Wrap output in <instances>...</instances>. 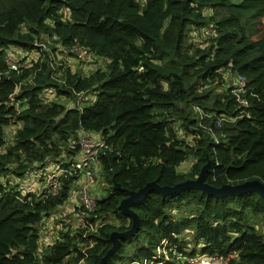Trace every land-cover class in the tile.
<instances>
[{
  "label": "trees",
  "instance_id": "trees-1",
  "mask_svg": "<svg viewBox=\"0 0 264 264\" xmlns=\"http://www.w3.org/2000/svg\"><path fill=\"white\" fill-rule=\"evenodd\" d=\"M263 19L264 0H0V264H100L112 232L133 225L120 208L125 189L172 186L195 179L205 165L204 180L215 187L264 182ZM36 40L58 52L80 42L94 59L79 61L81 68L70 63L60 81ZM34 50L42 51L38 61L8 70V53L26 60ZM226 74L235 75L233 83L219 93ZM237 75L247 78L249 105L232 93ZM20 83L17 97L27 103L16 114L6 102ZM91 94L94 102H82ZM85 131L108 145L94 182L103 176L109 192L89 212L92 228L60 229L41 254V223L80 189L74 178L82 174L64 177L48 197L24 176L45 164L50 172L70 167ZM131 208L139 225L103 264H185L183 254L264 264L257 226H264V195L255 190L153 189ZM256 216L263 220L253 223Z\"/></svg>",
  "mask_w": 264,
  "mask_h": 264
},
{
  "label": "built area",
  "instance_id": "built-area-1",
  "mask_svg": "<svg viewBox=\"0 0 264 264\" xmlns=\"http://www.w3.org/2000/svg\"><path fill=\"white\" fill-rule=\"evenodd\" d=\"M36 45L44 50L50 52L49 64L52 67V76L58 78L61 81L60 72L64 70L70 63V57H75L78 61L91 62L94 59L95 53L91 51L85 44L76 42L71 48H67L64 51H60L61 55H55L53 50L45 42L36 40ZM42 56V51L34 50L32 55L26 59L21 60L15 57L11 53L6 55V62L8 64V70L22 72L28 63L38 61L39 57ZM43 59V58H42ZM41 59V60H42ZM21 90V83L17 84L14 92L10 93L6 105L13 108L16 114L20 113L21 110L26 106L27 99L17 97ZM247 91V78L243 75H237L235 83L232 88V93L236 96L237 100L242 105H249V101L243 97ZM79 100L84 95V92H79ZM207 115L206 112L203 113ZM222 118L218 120V124ZM12 121H17L16 116L12 117ZM79 151L78 157H76L70 164V167L59 166L57 170L49 173L44 178L40 189L45 197L55 195L62 187L63 178L74 176L77 172L86 177V184L79 190V205L82 206L83 210L80 212L81 220L84 221L87 214L94 209L96 205V197L91 193L90 185L95 181L96 176L99 175L102 169L101 153L108 147L104 139L96 138L88 132H83L78 139ZM79 180V177H75L74 181ZM75 191L70 193L69 198H72ZM88 217V216H87ZM89 229L92 228L91 223L88 221ZM86 229L85 237L87 236ZM166 244V243H164ZM185 264H229L233 254L227 256L214 255V256H200V255H189L185 254L180 256Z\"/></svg>",
  "mask_w": 264,
  "mask_h": 264
},
{
  "label": "rangeland",
  "instance_id": "rangeland-1",
  "mask_svg": "<svg viewBox=\"0 0 264 264\" xmlns=\"http://www.w3.org/2000/svg\"><path fill=\"white\" fill-rule=\"evenodd\" d=\"M261 29H264V19L262 20V24L259 26ZM205 34L202 35V38H204ZM55 55H61V53H59L58 51H54ZM71 59V65L73 66L72 69H75L76 66H79V68L82 67L81 63L75 58V57H70ZM226 80L225 81H221L220 85L216 87L217 92L221 93L223 91V87L226 88V86H231V84L233 83V78H234V74H226ZM51 95V93H49L48 97ZM42 96H44V92L42 93ZM96 99V95L91 94L88 95V98H86V100H82V102H87L92 103L94 102ZM59 102L62 103H68V104H72L73 101L68 100V98H61L59 99ZM203 114V112H201ZM9 132L7 133V140L8 142H12L13 141V134L16 130L15 126H10L9 128ZM193 161V157L190 156L188 157L184 162H182L180 164V169L181 170H187L189 169L190 165L192 164ZM53 166V164L51 165ZM49 164H45L44 166H37L35 167L32 171H34L35 173L32 174H26L24 177L26 178L25 183L28 184V186L30 188L35 187L36 192L39 193L40 190V186L44 180V178L46 177V175L44 176V178L39 180V176L42 173H49ZM22 177L19 180V184L22 186L23 184V178ZM29 177V178H27ZM100 177V176H99ZM98 177V178H99ZM86 177L85 175H80L79 178V182H78V187L81 188L86 184ZM41 181V182H40ZM110 189V184L105 180V178H103V176H101L96 182H93L90 186V191L91 193L97 198V199H101L104 198ZM80 190V189H79ZM79 190L74 192V195L72 198H69L67 200V202H65L62 206H60L58 209L53 210V212L44 220L43 223H41L40 225V229H41V243H40V252L41 254L43 252H47L49 250V246L50 244L54 241V239H56V237H58L59 235V231L60 229L66 230L68 225H70L73 228H75L77 226V224L79 225H88V218L87 216L89 215V213L87 214L86 218L84 219V221L81 220L80 217V212L83 210V208H80L79 205ZM78 205V207H76ZM263 219L261 217H254L252 218V222L253 223H259L261 222ZM258 231L259 232H264V226H260L258 225ZM92 227V226H91ZM74 230V229H73ZM87 246H85L86 248ZM166 248H160L158 251L159 252H164ZM83 262V260H82Z\"/></svg>",
  "mask_w": 264,
  "mask_h": 264
},
{
  "label": "water",
  "instance_id": "water-1",
  "mask_svg": "<svg viewBox=\"0 0 264 264\" xmlns=\"http://www.w3.org/2000/svg\"><path fill=\"white\" fill-rule=\"evenodd\" d=\"M208 165H205L202 169L201 173L195 179H188L183 182L177 183L175 185H160L156 181L148 182L144 187L139 189L138 191L126 190L127 196L122 199L120 208L123 213L132 216L133 225L130 229L120 232L113 231L111 234V239L113 241L112 248L106 253V255L102 258L100 264H103L104 260L110 256V254L117 247L120 238L123 235H129L135 232L137 226L139 225V216L138 214L131 208L132 203L142 200L151 190L157 189L161 191L163 194L167 193H177L185 188H198L207 193H212L218 196H224L227 194H242L251 190H255L259 192L261 195H264V182L260 179L247 180L239 184H225L221 187H215L208 182H205V172Z\"/></svg>",
  "mask_w": 264,
  "mask_h": 264
},
{
  "label": "crops",
  "instance_id": "crops-1",
  "mask_svg": "<svg viewBox=\"0 0 264 264\" xmlns=\"http://www.w3.org/2000/svg\"><path fill=\"white\" fill-rule=\"evenodd\" d=\"M57 170V169H56ZM53 172V171H52ZM49 173H51V172H49ZM49 173H46L45 175H47V174H49ZM41 182V181H40ZM91 186V185H90Z\"/></svg>",
  "mask_w": 264,
  "mask_h": 264
}]
</instances>
